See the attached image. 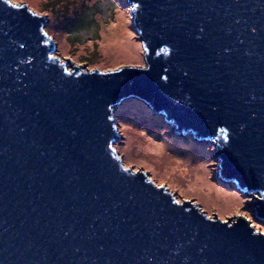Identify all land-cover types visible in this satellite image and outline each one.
Wrapping results in <instances>:
<instances>
[{
  "label": "water",
  "instance_id": "1",
  "mask_svg": "<svg viewBox=\"0 0 264 264\" xmlns=\"http://www.w3.org/2000/svg\"><path fill=\"white\" fill-rule=\"evenodd\" d=\"M125 1L146 67L103 72L62 61L46 16L0 0V264H264L246 218L130 166L115 112L134 98L212 143L264 226V0Z\"/></svg>",
  "mask_w": 264,
  "mask_h": 264
},
{
  "label": "rangeland",
  "instance_id": "2",
  "mask_svg": "<svg viewBox=\"0 0 264 264\" xmlns=\"http://www.w3.org/2000/svg\"><path fill=\"white\" fill-rule=\"evenodd\" d=\"M46 16L45 27L62 61L89 70L146 67L144 50L125 0H11ZM121 144L131 167L144 169L158 182L195 202L212 216L246 218L256 232L248 207L252 198L219 179L215 146L174 134L163 117L142 101L128 99L115 108Z\"/></svg>",
  "mask_w": 264,
  "mask_h": 264
},
{
  "label": "snow or ice",
  "instance_id": "3",
  "mask_svg": "<svg viewBox=\"0 0 264 264\" xmlns=\"http://www.w3.org/2000/svg\"><path fill=\"white\" fill-rule=\"evenodd\" d=\"M6 3H11V0H5ZM15 8H21V7H25V5L20 4V3H16L12 5ZM253 31H255V29H253ZM21 47H23V45H21Z\"/></svg>",
  "mask_w": 264,
  "mask_h": 264
}]
</instances>
